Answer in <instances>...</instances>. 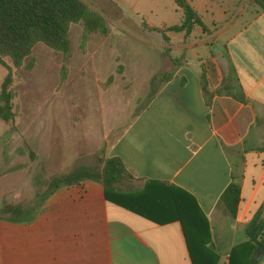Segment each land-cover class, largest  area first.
Here are the masks:
<instances>
[{"label": "crops", "instance_id": "crops-1", "mask_svg": "<svg viewBox=\"0 0 264 264\" xmlns=\"http://www.w3.org/2000/svg\"><path fill=\"white\" fill-rule=\"evenodd\" d=\"M146 1L129 8L131 25L146 37L145 55L120 38L116 96L108 95L113 82L101 88L108 97L98 105L95 133L82 130L79 147L50 169L64 176L118 157L124 174L113 187L127 208L107 200L94 180L57 186L23 217L10 216L8 204L0 264H192L176 215L184 206L179 190L208 224L205 246L215 264H226L231 247L246 242L245 226L256 214L264 222V12L248 0H187L208 31L195 25L184 36L166 30L181 21L172 0ZM228 70L229 93H215ZM230 182L239 188L233 216L220 200ZM256 264H264V248Z\"/></svg>", "mask_w": 264, "mask_h": 264}, {"label": "rangeland", "instance_id": "rangeland-1", "mask_svg": "<svg viewBox=\"0 0 264 264\" xmlns=\"http://www.w3.org/2000/svg\"><path fill=\"white\" fill-rule=\"evenodd\" d=\"M82 1L101 14L107 28L105 35L89 34L80 45L81 25L71 24L65 53L53 52L37 43L23 65L11 69L7 87L11 95V116L8 120H0V219L7 214L8 204L14 205L15 209L9 214L15 217L26 216L35 209L46 195L49 180L54 177L50 174L52 165L63 158L65 161V154L79 147L82 130L95 133L101 116L98 105L106 100L102 98L108 97L103 95L101 88L113 82L108 95L116 96V80L123 65L116 55L122 46L120 38L129 41L132 51L145 55L146 37L131 25L130 20H135L136 16L129 8L148 1ZM164 1L153 0L160 5ZM118 21L127 27L116 28ZM29 58L32 64L26 67L24 64ZM4 62L10 64L7 59ZM5 74V67L0 64V85ZM113 99L116 100L113 97L110 100ZM75 116L81 120L69 123ZM73 134L77 144L71 141ZM19 206L22 209L17 211Z\"/></svg>", "mask_w": 264, "mask_h": 264}, {"label": "trees", "instance_id": "trees-1", "mask_svg": "<svg viewBox=\"0 0 264 264\" xmlns=\"http://www.w3.org/2000/svg\"><path fill=\"white\" fill-rule=\"evenodd\" d=\"M181 12L179 24L166 27L167 31H183L186 36L193 26L208 31L202 24L195 10L187 0H172ZM264 12V0H249ZM81 25L82 45L89 34L105 35L107 28L101 14L92 9L82 0H0V64L6 69V74L0 85V120H8L10 112V92L7 89L10 82L11 69H17L24 63L35 44L40 43L53 52L65 53L68 49L67 32L71 24ZM159 31L158 28L148 27ZM181 57V56H180ZM9 61V65L4 62ZM178 58H171L174 66ZM32 64L29 58L26 67ZM173 69L161 74V79L171 76ZM231 71L228 70L221 80L220 88L229 93L232 81ZM201 94L206 105H209L212 93L206 89L205 82H201ZM234 98H237L233 96ZM124 174L121 160L116 156L102 160L98 169L79 167L64 176H54L48 182V190L59 185L76 183L80 180H94L99 182L107 200L126 207L120 196L114 192V183ZM183 198L184 206L177 211V219L181 222L185 236L186 248L192 264H215L217 256L206 248L209 237L208 224L198 214V209L192 198L185 192L177 191ZM116 193L118 197L113 198ZM238 186L230 182L220 194V200L226 211L233 216L238 201ZM129 209V208H128ZM197 214L199 218L197 217ZM246 242L232 246L226 264H255L252 258L257 245L264 248V222L258 214L245 226Z\"/></svg>", "mask_w": 264, "mask_h": 264}, {"label": "water", "instance_id": "water-1", "mask_svg": "<svg viewBox=\"0 0 264 264\" xmlns=\"http://www.w3.org/2000/svg\"><path fill=\"white\" fill-rule=\"evenodd\" d=\"M263 252V247L260 246V245H257L253 251V255H252V258H253V261L254 263L256 264L261 256Z\"/></svg>", "mask_w": 264, "mask_h": 264}]
</instances>
